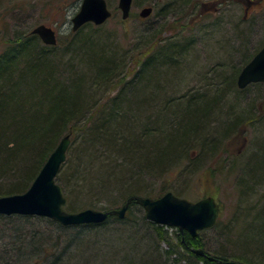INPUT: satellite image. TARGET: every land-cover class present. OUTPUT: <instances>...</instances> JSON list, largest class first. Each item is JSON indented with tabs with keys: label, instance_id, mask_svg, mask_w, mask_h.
<instances>
[{
	"label": "trees",
	"instance_id": "obj_1",
	"mask_svg": "<svg viewBox=\"0 0 264 264\" xmlns=\"http://www.w3.org/2000/svg\"><path fill=\"white\" fill-rule=\"evenodd\" d=\"M236 1H243L248 9L254 0ZM173 2L163 6L156 2L155 14L166 18ZM195 2L178 0L181 16ZM200 11L195 15L200 16ZM100 29L87 23L70 30L65 42L59 39L52 46L41 45L31 32L16 31L11 39L4 38L0 49V196L26 191L61 138L69 135L66 159L55 178L67 200L66 211L94 208L92 200L117 205L131 195L160 197L165 187L153 193L145 188V176L166 180L173 170L196 172L205 160L200 153L204 157L212 151L223 154L226 143L244 140L246 128L264 121V112L252 113L264 98L233 116L223 112L219 103L232 91L239 96L250 87L264 90L259 83L244 89L236 86L241 68L264 43L243 57L238 68L233 67L212 90L172 98L165 80L189 41L159 38L161 32L148 25L144 39L137 38L128 51L116 50L117 46L98 36ZM61 42L66 45L63 50L72 53L67 61L56 51ZM212 124L217 126L212 128ZM258 143L259 149L243 166L230 158V151L222 160L230 161L229 171L244 173L235 178L238 187L245 189L239 193L240 201L257 196L243 213L238 207L239 217L252 218L240 231L234 230L239 240L232 247L239 255L228 254L224 244L211 251L201 232L193 238L152 223L140 206L131 203L123 219L110 216L97 225L63 227L44 217L0 215V264H28V260L34 264H217L208 256L264 264V137ZM193 149H198L195 156ZM102 153L108 166L100 165L89 173L88 163L105 161ZM83 160H87L84 168ZM182 160L188 161L183 169L177 166ZM112 191L116 196L110 200ZM83 192L95 199L91 196L79 206L72 200ZM33 219L47 227H36L27 234L25 226ZM249 231L250 243H243ZM220 235L224 243L230 241L227 230ZM194 249H202L206 256L196 255Z\"/></svg>",
	"mask_w": 264,
	"mask_h": 264
},
{
	"label": "rangeland",
	"instance_id": "obj_2",
	"mask_svg": "<svg viewBox=\"0 0 264 264\" xmlns=\"http://www.w3.org/2000/svg\"><path fill=\"white\" fill-rule=\"evenodd\" d=\"M105 1L111 16L100 25L101 29L98 36H103L106 44L117 46L116 50L128 51L131 44H134L139 37L144 39V29L148 25L161 32L159 38L189 41L190 45L187 50L176 60L178 61L177 67H174V70L169 73L167 80H165V85L170 84L166 90L170 92L169 95L172 98L193 91L212 90L214 84H218L219 79L230 75L233 67V69L238 68L243 57L251 55L255 47L258 49L264 43V0L252 5L247 4L248 9L244 7L246 5L243 1L195 0V7H192L190 12L183 14V16L180 14L183 8L178 6V0H133L130 16L127 20L121 19V11L117 7L118 0ZM169 1L176 2L171 5L167 17L162 18L160 15H156L155 3L163 6ZM80 2L81 0H0V49L4 45V38L10 37L11 39L16 31L31 32L40 24L54 29L57 40L61 39L65 42V38L68 37V32L71 30V19L78 11ZM147 6L153 7V11L148 18L141 19L138 13ZM210 9H217V11L209 13ZM199 11L200 16H196L195 14ZM65 47L66 45L63 46L61 42L60 46L56 47V51L64 61H67L71 58L72 53H66L63 50ZM144 47H141L140 50ZM145 52L147 51L144 50L142 53ZM259 90L250 87L239 96L233 91L229 92L219 102L220 108L231 116L233 114L240 115L241 111L244 109L246 111L249 103L264 98V90L262 88ZM154 99L157 101V98ZM261 112H264V102L256 103L255 110L252 111L253 115ZM220 119L222 120V117ZM215 126L217 125L212 124V128ZM246 129L243 134L244 140L238 139L237 142H232L234 141L232 140L224 146L227 149L225 153L230 151V158L234 159L239 166L247 164L253 156L254 150L259 149L258 142L264 137V121L260 124H252ZM197 151L198 149L192 150L193 156L197 155ZM225 153H207L206 157L200 153V156L205 160L196 172L190 174L181 172L179 175L180 172L177 169L171 171L168 178L165 177L166 180L155 175L145 176L143 179L145 188L154 191L153 193L159 192L164 186L166 191H171L174 194L178 192L181 194L180 197L190 201L212 196L219 206L217 227L213 230L202 231L200 233L201 238L210 242L209 249L211 251H215L220 244H224L227 253L236 256L239 255L237 250L233 249L230 241L224 243L223 235H220V232L227 230L229 235L226 237L231 239L233 238L232 235H235L234 230L238 232L242 228V224L249 223L252 220L251 217H239L237 213L239 208H241L242 213L246 211L244 210L245 207L252 203L257 196L245 197L243 201L241 200L242 202L240 201L237 192L239 182L235 178L241 173L235 169L234 171L228 170L230 161L222 162L225 159ZM102 155L98 154L97 156L101 158ZM104 159V162L99 160L100 163H88V167H86L87 160H83L81 167L90 168L89 173H92L100 165L108 166L105 154ZM185 164L187 165L188 161L182 160L177 166L183 169ZM188 167L190 170L192 169V166L188 165ZM241 176H244V173ZM109 193L110 200L115 198V191ZM91 198L95 199V196L83 192L72 201L83 206ZM92 203L94 209L102 211L109 210V206L116 204H113L114 202L108 203V200L107 202L103 200L94 202L92 200ZM120 205L121 203L115 205L113 209ZM85 208L87 207H80L77 210ZM240 225L241 227H239ZM25 227L28 230H24V232L28 234L31 229L35 231L36 227L43 229L47 225L33 219L32 223H27ZM27 237L29 238V235ZM27 237L26 240H29ZM244 237L242 242L250 243L248 242L251 239L250 231ZM27 263L34 264L32 260H28Z\"/></svg>",
	"mask_w": 264,
	"mask_h": 264
},
{
	"label": "water",
	"instance_id": "obj_3",
	"mask_svg": "<svg viewBox=\"0 0 264 264\" xmlns=\"http://www.w3.org/2000/svg\"><path fill=\"white\" fill-rule=\"evenodd\" d=\"M133 0H118L117 7L121 11V19L126 20L130 15ZM152 12L151 7H143L138 13L142 19ZM111 12L105 0H81L79 9L71 19V30L76 31L85 23L96 26L102 25ZM31 34L39 37L45 45L57 43L56 31L51 27L40 24L31 30ZM264 84V45L244 65L236 79L238 89H244L250 84ZM70 145L69 135L58 142L40 171L27 188L20 194L0 196V215H21L45 217L63 226H79L99 224L109 216L123 219L132 202L142 207L145 218L157 225L174 227L180 233L184 231L195 237L198 231L211 228L218 217V205L212 196H207L192 202L166 192L158 198L131 195L116 209L105 211L86 208L76 212L66 211V204L60 186L55 178L64 163ZM196 255L204 256L201 249H194ZM217 264H240L235 261H221L208 257Z\"/></svg>",
	"mask_w": 264,
	"mask_h": 264
},
{
	"label": "bare ground",
	"instance_id": "obj_4",
	"mask_svg": "<svg viewBox=\"0 0 264 264\" xmlns=\"http://www.w3.org/2000/svg\"><path fill=\"white\" fill-rule=\"evenodd\" d=\"M106 4H107V3H106ZM107 7H108V6H107ZM85 24H87V23H85ZM85 24H84V25H85ZM90 24H92V23H90ZM93 25H94V24H93ZM82 26H83V25H82ZM82 26H81V27H82ZM81 27H80V28H81ZM80 28H79V29H80ZM77 30H78V29H77ZM77 30H76V31H77ZM263 45H264V44H263ZM263 45H262V46H263ZM262 46H261V47H262ZM261 47L259 48V50L261 49ZM259 50H258V51H259ZM258 51H257V52H258ZM257 52H256V53H257ZM256 53H255V54H256ZM255 54H254V55H255ZM254 55H253V56H254ZM253 56H252V57H253ZM247 63H248V62H247ZM247 63H246V64H247ZM69 138H70V137H69ZM244 145H245V143H244ZM212 153H213V151H212ZM228 168H229V167H228ZM179 175H180V173H179ZM182 175H183V174H182ZM182 175H181V176H182ZM244 190H245L244 188H240V187H239V188L237 189V192L240 193V191H244ZM166 192H171V191H166ZM166 192H164L163 194H165ZM172 193H173V192H172ZM163 194H162V195H163ZM173 194H174V193H173ZM162 195H161V196H162ZM174 195H175V194H174ZM138 196H140V195H138ZM175 196H177V195H175ZM141 197H145V196H141ZM177 197H180V196H177ZM150 198H151V197H150ZM155 198H158V197H155ZM180 198H182V197H180ZM184 199H185V198H184ZM200 199H201V198H200ZM187 200H188V199H187ZM198 200H199V199H198ZM198 200H196V201H198ZM66 201H67V200H66ZM189 201H190V200H189ZM192 202H195V201H192ZM132 203H134V202H132ZM135 204H136V203H135ZM121 205H122V204H121ZM121 205H120V206H121ZM120 206H119V207H120ZM138 206H139V205H138ZM141 208H142V207H141ZM91 209H94V208H91ZM112 209H113V208H112ZM94 210H97V209H94ZM99 211H102V210H99ZM104 211H105V210H104ZM126 212H127V211H126ZM125 215H126V214H125ZM218 215H219V214H218ZM109 217H110V216H109ZM124 217H125V216H124ZM52 221H53V220H52ZM54 222H55V221H54ZM103 222H105V220H104ZM103 222H101V223H99V224H102ZM56 223H57V222H56ZM216 223H217V221H216ZM216 223H215L214 225H216ZM57 224H59V223H57ZM59 225H60V224H59ZM96 225H97V224H96ZM214 225H213V226H214ZM60 226H63V225H60ZM213 226H212V227H213ZM63 227H67V226H63ZM165 227H166V226H165ZM212 227H211V228H212ZM166 228H171V229H173L174 227H166ZM211 228H209V229H211ZM174 229H175L176 231H178L176 228H174ZM204 230H208V229H204ZM204 230L198 231L197 234L200 233V232H202V231H204ZM178 232H179V231H178ZM184 232H185V231H184ZM179 233H180V232H179ZM186 233H187V232H186ZM188 234H189V233H188ZM197 234H196V236H197ZM189 235H190V234H189ZM190 236H191V235H190ZM196 236H195V237H196ZM191 237H192V236H191ZM232 237H233V238H231V239L229 238V239H230L231 246H232V243H234V241H238V240H239L237 234H235L234 236L232 235ZM193 238H194V237H193ZM201 250H202V249H201ZM204 256H206V255L204 254ZM208 257H211V256H208ZM212 258H213V257H212ZM214 259H216V258H214ZM217 260H220V259H217ZM221 261H223V260H221ZM226 261H234V260H226ZM214 262H215V261H214ZM235 262H237V261H235ZM238 263H239V262H238ZM240 264H241V263H240Z\"/></svg>",
	"mask_w": 264,
	"mask_h": 264
},
{
	"label": "flooded vegetation",
	"instance_id": "obj_5",
	"mask_svg": "<svg viewBox=\"0 0 264 264\" xmlns=\"http://www.w3.org/2000/svg\"><path fill=\"white\" fill-rule=\"evenodd\" d=\"M253 1V0H252ZM259 1H261V0H255V1H253V4H255V3H257V2H259ZM250 4V3H249Z\"/></svg>",
	"mask_w": 264,
	"mask_h": 264
}]
</instances>
